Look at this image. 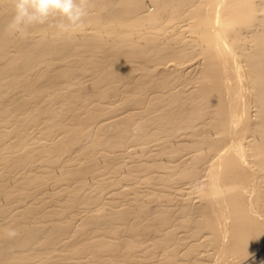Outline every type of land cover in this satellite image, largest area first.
I'll return each instance as SVG.
<instances>
[{"label":"bare ground","instance_id":"6f19581e","mask_svg":"<svg viewBox=\"0 0 264 264\" xmlns=\"http://www.w3.org/2000/svg\"><path fill=\"white\" fill-rule=\"evenodd\" d=\"M88 8L0 0V264H264V0Z\"/></svg>","mask_w":264,"mask_h":264},{"label":"clouds","instance_id":"9594fccd","mask_svg":"<svg viewBox=\"0 0 264 264\" xmlns=\"http://www.w3.org/2000/svg\"><path fill=\"white\" fill-rule=\"evenodd\" d=\"M14 15L8 23L13 33L24 34L35 25L51 22L56 38L71 36L86 27L90 0H13ZM54 14V15H53ZM10 238L17 235L15 229L8 232Z\"/></svg>","mask_w":264,"mask_h":264}]
</instances>
